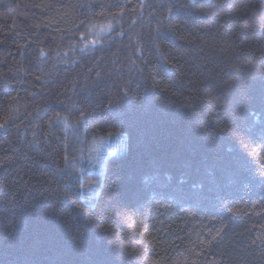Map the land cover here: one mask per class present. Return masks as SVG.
Listing matches in <instances>:
<instances>
[{
	"label": "trees",
	"instance_id": "1",
	"mask_svg": "<svg viewBox=\"0 0 264 264\" xmlns=\"http://www.w3.org/2000/svg\"><path fill=\"white\" fill-rule=\"evenodd\" d=\"M0 264H264V0H0Z\"/></svg>",
	"mask_w": 264,
	"mask_h": 264
},
{
	"label": "snow or ice",
	"instance_id": "2",
	"mask_svg": "<svg viewBox=\"0 0 264 264\" xmlns=\"http://www.w3.org/2000/svg\"><path fill=\"white\" fill-rule=\"evenodd\" d=\"M190 4H191V6L195 7V5H196V0H190Z\"/></svg>",
	"mask_w": 264,
	"mask_h": 264
}]
</instances>
